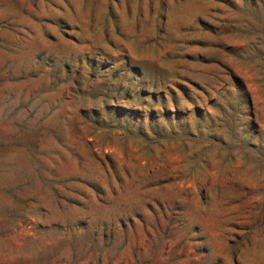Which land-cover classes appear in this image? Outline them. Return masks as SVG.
I'll return each mask as SVG.
<instances>
[{"label": "rangeland", "instance_id": "374dc122", "mask_svg": "<svg viewBox=\"0 0 264 264\" xmlns=\"http://www.w3.org/2000/svg\"><path fill=\"white\" fill-rule=\"evenodd\" d=\"M0 264H264V0H0Z\"/></svg>", "mask_w": 264, "mask_h": 264}]
</instances>
